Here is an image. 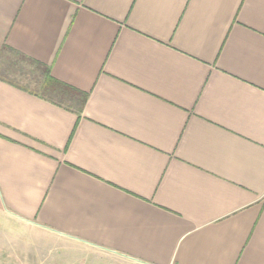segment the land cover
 Returning a JSON list of instances; mask_svg holds the SVG:
<instances>
[{
	"label": "crops",
	"instance_id": "crops-1",
	"mask_svg": "<svg viewBox=\"0 0 264 264\" xmlns=\"http://www.w3.org/2000/svg\"><path fill=\"white\" fill-rule=\"evenodd\" d=\"M6 46L88 99L0 79V264H264V0H0Z\"/></svg>",
	"mask_w": 264,
	"mask_h": 264
},
{
	"label": "rangeland",
	"instance_id": "rangeland-1",
	"mask_svg": "<svg viewBox=\"0 0 264 264\" xmlns=\"http://www.w3.org/2000/svg\"><path fill=\"white\" fill-rule=\"evenodd\" d=\"M0 73H4L9 80L12 82H15L23 87L28 88L32 91H37L38 86L40 85L39 82L41 81V72L38 69V66L29 60L23 58L19 54L11 53V52H5L0 60ZM3 222H0V225ZM3 226H6V223H3ZM1 227V226H0ZM11 228L10 225H8L9 229ZM16 232H20L23 230H19L15 228ZM7 239L11 238L12 241L6 240L7 242H3L2 245L4 247H10V249L14 252L12 255H17L20 252L24 254V258H29L28 261H24V264H33L35 262H41L45 258L50 259L51 257H56V259H60L57 257V255L53 252H49L50 248L52 246L51 243L48 241H45L39 234H30L26 233L21 235L19 234H12V236L6 237ZM5 239V238H4ZM43 240V241H41ZM5 254L11 255L10 252L4 253L0 256L1 258L5 259ZM70 254V255H69ZM73 254L76 255V253H70L66 252L62 255V262H65L67 264H94L90 263V261H82V257L77 255V257H73ZM69 255V256H68ZM68 256V257H67ZM44 258V259H43ZM69 258L73 259L70 260ZM75 258V259H74ZM13 263V258L11 259ZM0 263H2L0 261ZM103 264V263H98Z\"/></svg>",
	"mask_w": 264,
	"mask_h": 264
},
{
	"label": "trees",
	"instance_id": "trees-1",
	"mask_svg": "<svg viewBox=\"0 0 264 264\" xmlns=\"http://www.w3.org/2000/svg\"><path fill=\"white\" fill-rule=\"evenodd\" d=\"M5 52H11V53H17L13 49L9 47H5L3 50V53L0 56H3ZM23 58L29 60L30 62L36 64L38 66V69L41 72V81L39 82L38 90L32 91L25 87V89L34 92L36 94L41 95L44 98H47L48 100L53 101L54 103L65 107L66 109L77 113L78 115H81L84 109V106L87 102L88 95L84 92H81L65 83H62L51 75V70L47 66L43 65L42 63H39L37 61L28 59L27 57L19 54ZM5 74L0 73V79H3L7 82H10L12 84H15L17 86H20L19 84L12 82L9 80Z\"/></svg>",
	"mask_w": 264,
	"mask_h": 264
}]
</instances>
